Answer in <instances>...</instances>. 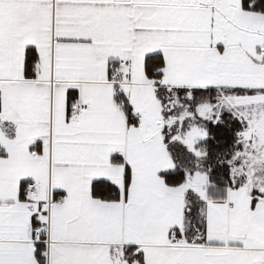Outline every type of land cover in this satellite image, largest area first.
I'll list each match as a JSON object with an SVG mask.
<instances>
[{
	"label": "snow or ice",
	"instance_id": "obj_1",
	"mask_svg": "<svg viewBox=\"0 0 264 264\" xmlns=\"http://www.w3.org/2000/svg\"><path fill=\"white\" fill-rule=\"evenodd\" d=\"M0 264H264V0H0Z\"/></svg>",
	"mask_w": 264,
	"mask_h": 264
}]
</instances>
